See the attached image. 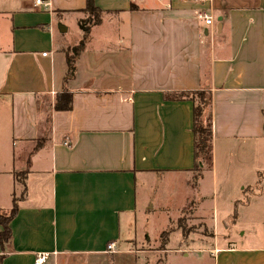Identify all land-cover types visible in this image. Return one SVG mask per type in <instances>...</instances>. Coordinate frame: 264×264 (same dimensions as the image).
Wrapping results in <instances>:
<instances>
[{"label": "crops", "instance_id": "0c3cea01", "mask_svg": "<svg viewBox=\"0 0 264 264\" xmlns=\"http://www.w3.org/2000/svg\"><path fill=\"white\" fill-rule=\"evenodd\" d=\"M95 2L115 23L98 44L95 28L80 24L86 0H0V128L26 150V168L10 170L11 202L0 206L5 217L16 208L0 264H34L38 253H48L46 264H151L145 254L160 250L127 248L139 241L148 204L139 180L146 191L183 175L190 187L194 163V103L165 92L210 91L213 173L218 146L264 139V0ZM68 16L88 37L73 46L75 73L65 79L71 47L60 42L61 27L68 30L60 22ZM62 92L73 95L70 110L54 107ZM1 146L0 158L12 162ZM215 232V248L173 249L164 264L185 252L208 253L214 264H264L258 248H219Z\"/></svg>", "mask_w": 264, "mask_h": 264}, {"label": "rangeland", "instance_id": "374dc122", "mask_svg": "<svg viewBox=\"0 0 264 264\" xmlns=\"http://www.w3.org/2000/svg\"><path fill=\"white\" fill-rule=\"evenodd\" d=\"M85 17L86 14L82 15L80 24L84 29L95 28L94 44L104 42L101 35L112 34L115 23L109 22L105 15L101 14V20L105 17L107 23L101 26L92 18ZM66 18L67 22H60L68 26V30L60 34L64 37L60 42H68L66 47L71 48H67L66 53L72 57L73 46L79 50L80 41L86 40L88 31L77 30L71 16ZM203 96L205 98L200 104L204 107L202 122L206 126L210 108L207 94ZM0 133L3 156L13 158L10 163L0 158V206L5 209L11 202L10 192L13 191L10 170L20 172L26 168L23 155L26 150L22 146H14L5 128H0ZM228 148L218 146L215 173L204 170L196 188L191 183L190 187L186 186L184 182L188 177L183 175L181 178L167 177L159 189L150 187L146 191L139 180V198L147 197L148 204L138 216L139 241L127 248L160 250L147 253L145 257L151 264H164L165 256L173 249L215 248L216 227L219 248H258L261 250L258 252L264 251V139ZM47 161L48 154L43 152L40 165H47ZM152 203L154 208L149 209ZM143 234L151 237L152 241L144 239ZM186 253L179 254L181 260L173 255L169 264H214L208 253L192 252L185 256ZM125 264H133L132 259L127 258Z\"/></svg>", "mask_w": 264, "mask_h": 264}, {"label": "trees", "instance_id": "16d2710c", "mask_svg": "<svg viewBox=\"0 0 264 264\" xmlns=\"http://www.w3.org/2000/svg\"><path fill=\"white\" fill-rule=\"evenodd\" d=\"M86 17H90L96 23L101 21L102 10L96 5L95 0H86V6L81 10ZM68 55V54H67ZM69 73L65 79L73 77L75 73L76 56L68 55ZM209 100V116L207 125L202 122L204 107L200 102L205 98ZM164 98L167 100H191L194 103L193 108V135H194V163L191 169L192 181L194 188L198 186L200 177L204 170H212L213 168V114H212V95L210 91L205 89L183 90L165 92ZM73 106V95L69 92H62L56 95L54 107L56 110H70ZM23 173L16 174V179L21 180ZM16 208L12 210L10 216L5 217L0 214V224H3L4 231L0 233V239H7L10 236L8 223L15 215Z\"/></svg>", "mask_w": 264, "mask_h": 264}, {"label": "built area", "instance_id": "2783aa9c", "mask_svg": "<svg viewBox=\"0 0 264 264\" xmlns=\"http://www.w3.org/2000/svg\"><path fill=\"white\" fill-rule=\"evenodd\" d=\"M36 4H42V0H36ZM197 16L200 20H203L206 25L212 26L214 24V17L204 12H198ZM46 55V53H43ZM115 243L111 242L107 245V251H114ZM48 253H38L35 257L34 264H46L48 261Z\"/></svg>", "mask_w": 264, "mask_h": 264}, {"label": "water", "instance_id": "95a60500", "mask_svg": "<svg viewBox=\"0 0 264 264\" xmlns=\"http://www.w3.org/2000/svg\"><path fill=\"white\" fill-rule=\"evenodd\" d=\"M62 32H65L67 29H66V27H61V29H60Z\"/></svg>", "mask_w": 264, "mask_h": 264}]
</instances>
